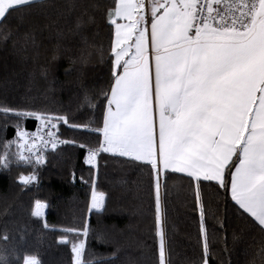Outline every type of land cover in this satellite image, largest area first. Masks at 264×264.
Listing matches in <instances>:
<instances>
[{
  "label": "snow or ice",
  "instance_id": "1",
  "mask_svg": "<svg viewBox=\"0 0 264 264\" xmlns=\"http://www.w3.org/2000/svg\"><path fill=\"white\" fill-rule=\"evenodd\" d=\"M38 4L39 0H0V23ZM104 20L111 29L112 82L102 91L106 103L101 126L77 124L67 114L0 107V112L20 120L40 122L36 132L28 133L18 121L17 139L0 141V167L23 162L35 170L58 143H75L61 140L53 131L61 123L91 130L100 140L95 147L79 144L87 147L86 165L94 167L99 154L109 153L152 169L158 264H170L166 212L159 194L162 171L186 173L197 189L200 182H216L264 234V0H112ZM94 22L92 16L81 14L75 30ZM24 39L31 40L32 33ZM85 106L96 105L88 101ZM36 179L33 171L20 175L17 182L29 186ZM103 196L93 192L92 206L97 207ZM45 207L35 200L30 215L40 218ZM196 208L203 264H208L206 209L198 190ZM42 226L49 228L44 221ZM10 239L0 232V245ZM57 242L70 245L72 264H100L87 253L80 230L67 229ZM0 264L11 262L0 255ZM22 264L40 261L24 255Z\"/></svg>",
  "mask_w": 264,
  "mask_h": 264
},
{
  "label": "trees",
  "instance_id": "2",
  "mask_svg": "<svg viewBox=\"0 0 264 264\" xmlns=\"http://www.w3.org/2000/svg\"><path fill=\"white\" fill-rule=\"evenodd\" d=\"M111 3L41 0L0 23V107L67 114L77 124L101 126L102 91L112 82L111 29L104 20ZM81 14L95 22L79 31L75 21ZM28 32L32 39L25 41ZM85 95L94 108L85 106ZM18 121L25 131L37 122L0 112V141L17 139ZM58 129L64 140L75 143L47 151L35 170L23 162L0 167V232L11 237L0 245L6 250L0 255L11 264H22L24 255L36 256L40 264H72L70 245L57 241L67 229H77L87 253L100 264H158L150 166L109 153L88 166L85 150L97 146L99 134L62 123ZM33 171L37 179L31 185L17 182ZM159 182L170 264H203L197 190L206 209L208 264H264V234L241 215L228 191L216 182H200L197 189L191 178L172 172L161 173ZM93 192L104 193L101 209L91 208ZM37 199L47 205L40 218L30 215Z\"/></svg>",
  "mask_w": 264,
  "mask_h": 264
},
{
  "label": "built area",
  "instance_id": "3",
  "mask_svg": "<svg viewBox=\"0 0 264 264\" xmlns=\"http://www.w3.org/2000/svg\"><path fill=\"white\" fill-rule=\"evenodd\" d=\"M39 123H40V122L37 121L35 127H34L32 130H28L27 132H28V133H34V132H36V131L38 130V125H39ZM41 131L46 132L47 129H42ZM53 131H58L60 139H61V140H64V139L61 137V135H60L59 129H55V130H53ZM26 139H27V137H26ZM63 145H64V143H58L57 148L60 147V146H63ZM49 151H51V150H49ZM86 154H87V148H86L85 153H84V160H85ZM94 164H96V161L94 162ZM93 209H100V208H99V207H93Z\"/></svg>",
  "mask_w": 264,
  "mask_h": 264
},
{
  "label": "crops",
  "instance_id": "4",
  "mask_svg": "<svg viewBox=\"0 0 264 264\" xmlns=\"http://www.w3.org/2000/svg\"><path fill=\"white\" fill-rule=\"evenodd\" d=\"M39 1H41V0H39ZM118 22L119 23H126V21H119V20H118ZM168 172H171V171H168ZM161 173H164V172L162 171ZM179 174L187 176L186 173H179ZM102 204H103V200L101 199V205L99 206L100 209L102 208Z\"/></svg>",
  "mask_w": 264,
  "mask_h": 264
},
{
  "label": "rangeland",
  "instance_id": "5",
  "mask_svg": "<svg viewBox=\"0 0 264 264\" xmlns=\"http://www.w3.org/2000/svg\"><path fill=\"white\" fill-rule=\"evenodd\" d=\"M102 200H103V198H102ZM100 205H101V201H100V204L97 207H99ZM91 208L93 209L92 202H91ZM40 211L42 212L43 211V208Z\"/></svg>",
  "mask_w": 264,
  "mask_h": 264
}]
</instances>
